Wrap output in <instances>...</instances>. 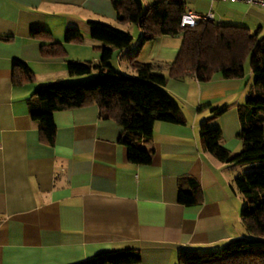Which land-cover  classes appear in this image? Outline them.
Instances as JSON below:
<instances>
[{
	"label": "crops",
	"instance_id": "obj_1",
	"mask_svg": "<svg viewBox=\"0 0 264 264\" xmlns=\"http://www.w3.org/2000/svg\"><path fill=\"white\" fill-rule=\"evenodd\" d=\"M141 1L143 7L167 1L182 4L185 12H211L218 25L264 35L261 7L210 0ZM90 22L131 35L132 46L114 51L109 62L129 77L135 76L129 63L133 57L157 64L167 76L166 64L180 50L182 40L176 36L138 48L141 30L119 24L111 0H0V264H80L102 252L126 250L139 253L136 264H177L179 251L217 250L244 236V202L234 180L245 168L219 163L205 152L199 128L207 123L220 129L222 145L232 155L240 152L237 107L253 84L249 66L241 79L215 75L200 83L190 73L169 77L164 90L179 105L185 124H154L151 141L140 143L153 153L148 166L127 161L119 143L123 128L100 119L95 104L54 113L53 144L42 139L28 103L38 86L89 78L69 77L66 66L98 63L102 43L90 37ZM69 28L77 29L82 39L65 42ZM15 60L28 67L31 82L17 83ZM223 107L224 113L212 116L213 109ZM182 178L198 186L194 205L178 202L180 189L192 192Z\"/></svg>",
	"mask_w": 264,
	"mask_h": 264
},
{
	"label": "trees",
	"instance_id": "obj_2",
	"mask_svg": "<svg viewBox=\"0 0 264 264\" xmlns=\"http://www.w3.org/2000/svg\"><path fill=\"white\" fill-rule=\"evenodd\" d=\"M111 3L119 24L138 25L142 33L138 48L160 37L180 35L182 41L176 59L166 64L165 76L158 72L157 64L140 63L133 57L129 63L135 76H126L109 62L114 51L132 46L131 35L106 24L90 22V37L102 43L98 63L69 62L66 66L69 77L89 79L38 86L28 103L30 118L38 124L42 139L53 144L54 113L95 104L100 119L113 120L123 128L119 143L126 148L127 161L148 166L153 153L140 143L151 141L154 124H185L179 105L164 90L168 78H181L190 73L200 83L211 81L215 75L224 80L241 79L248 65L253 84L244 103L237 107L241 125L240 152L232 155L222 145L220 129L210 128L207 123L199 128L203 150L219 163L258 166L257 171L243 173L234 180L235 189L244 202L240 218L245 235L217 250L179 251L177 264H264V35L261 30L251 33L243 27L214 22L180 28V19L185 13L182 4L161 1L143 7L141 0H111ZM81 39V33L74 28H69L64 36L68 43ZM12 66L13 71H20L17 83L32 81V73L24 63L15 60ZM92 73L95 75L91 76ZM225 111V107L213 109L212 116L219 117ZM182 182L189 184L192 192L180 189L178 202L185 206L196 204V182L190 178H182ZM139 261L137 251L126 250L102 252L80 264H136Z\"/></svg>",
	"mask_w": 264,
	"mask_h": 264
},
{
	"label": "built area",
	"instance_id": "obj_3",
	"mask_svg": "<svg viewBox=\"0 0 264 264\" xmlns=\"http://www.w3.org/2000/svg\"><path fill=\"white\" fill-rule=\"evenodd\" d=\"M218 2H238L249 6H257L264 8V0H210ZM214 22L213 15L208 12L205 15L196 14L192 12H185L180 19V28H193L200 23L211 24Z\"/></svg>",
	"mask_w": 264,
	"mask_h": 264
},
{
	"label": "rangeland",
	"instance_id": "obj_4",
	"mask_svg": "<svg viewBox=\"0 0 264 264\" xmlns=\"http://www.w3.org/2000/svg\"><path fill=\"white\" fill-rule=\"evenodd\" d=\"M176 38L180 40L181 36L180 35H177ZM247 66L248 65H246V69L248 68ZM93 75H95V73H93ZM87 79H89V78H86L85 80H87ZM209 127L212 128L211 126H209ZM238 166H239L238 168H240V169L245 168V172L244 173H247V172H250V171H253V170L254 171H257V169H258V166L255 165L254 163H248V164L246 163V164L238 165Z\"/></svg>",
	"mask_w": 264,
	"mask_h": 264
}]
</instances>
